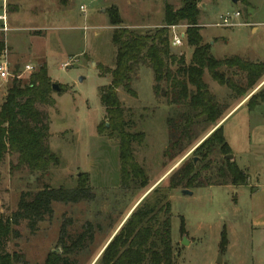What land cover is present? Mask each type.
<instances>
[{
  "label": "rangeland",
  "instance_id": "rangeland-1",
  "mask_svg": "<svg viewBox=\"0 0 264 264\" xmlns=\"http://www.w3.org/2000/svg\"><path fill=\"white\" fill-rule=\"evenodd\" d=\"M252 2L253 7L245 9L240 1L235 5L232 0H201L200 36L216 60L239 57L264 63V0ZM165 5L174 10L181 7L179 0H0V16L5 10L7 28L3 32L0 21V41L5 47L0 59L5 56L14 74L26 65L32 67V72L22 75V82L45 65L51 84L61 87L60 92L52 94L55 107L44 109L49 117L48 144L59 166H50L43 174L26 169L11 172L16 156L6 155L0 161V218L11 217L22 194L33 195L43 186L73 189L83 174L88 176L93 196L90 201L76 204L53 203L52 215L45 216L33 231L21 222L15 227L16 236L0 242V253L22 255V264H44L51 253L61 256L59 238L64 231L62 241L69 249L62 255L66 264H98L95 258L136 202L150 199L154 188L167 191L169 174L184 159H190L209 136L210 125L196 128L197 140L192 146L168 161L163 156L167 147L166 120L183 108L169 107L163 98L156 99L152 71L138 67L131 83L136 97L121 89L117 97L126 121L133 124L129 131L145 135L142 145L134 144L133 149L135 160L145 170L148 186L126 191L120 187L118 140L109 138L105 130L108 122L99 101V89L107 86L110 78L101 77L98 67L113 69L115 59L111 44L114 28L107 13L117 10L121 27L145 34L162 27ZM237 11L240 17L233 21L237 26H217L221 17ZM248 23L257 24L258 30L253 33ZM177 28L176 33L185 37V24ZM171 49L189 62L193 50L186 44V37L182 46ZM226 74L242 86L243 96L218 86L207 72L203 81L217 102L226 106L225 114L233 110L223 122V135L237 167L248 175V183L241 188H197L190 191L191 196L179 189L166 192L174 264H264V102L253 111L248 108L264 97V78L254 89L245 91L242 74L234 70ZM12 80H0V106ZM212 158L216 163L220 160L216 154ZM88 226L92 243L85 240L82 247L74 249L71 244ZM222 234L225 239L221 242Z\"/></svg>",
  "mask_w": 264,
  "mask_h": 264
},
{
  "label": "trees",
  "instance_id": "trees-1",
  "mask_svg": "<svg viewBox=\"0 0 264 264\" xmlns=\"http://www.w3.org/2000/svg\"><path fill=\"white\" fill-rule=\"evenodd\" d=\"M179 1L181 7L177 10L165 5L162 27L145 34L121 27L117 10L110 9L107 13L109 24L114 28L111 44L115 48V59L113 69L98 67L101 77L110 78L109 84L99 89V101L108 122L105 130L109 132V138L118 140L120 187L126 191L131 187L145 189L148 186L145 170L135 160L133 149L134 144L142 145L145 135L129 131L133 124L126 121L125 110L117 97L120 89L128 96L136 97L131 83L138 67L145 66L152 71V90L156 99L161 97L169 107L183 108L181 113L166 120L167 147L163 156L168 161H174L184 153V149L192 146L197 140L196 128L210 125L209 136L193 151L190 159H184L169 174L167 191L154 188L153 196L142 200L130 213L101 253L98 264H174L170 202L166 192L228 185L241 188L248 183V175L237 167L234 160L226 159L232 153L225 141L222 126L216 127L226 115V106L219 104L208 91L203 76L207 72L218 86L243 96L242 86L227 78L226 72L234 70L242 74L244 90L248 91L264 78V63H252L239 57L224 60L213 58L210 47L202 43L200 36L198 6L201 0ZM240 2L245 9L250 8L245 0ZM181 24L186 26V44L193 50L188 63L183 56L173 54L169 39L170 27ZM4 49L3 41H0V52ZM51 86L47 68L42 65L29 75L26 82L13 79L7 89L0 106V161L6 155L16 156V163L10 167L11 172L26 169L32 174H43L50 166H59V160L48 144L49 117L44 110L56 105ZM263 102L262 96L258 103L248 106L249 111ZM215 154L220 157L218 163L213 161ZM26 197L30 200H26ZM92 199L86 174L78 178L73 189L43 186L33 195L24 193L11 217L6 220L0 218V242L9 236H16L15 227L21 222H25L33 231L45 216L52 215L53 203L67 205ZM63 235L64 231L59 238L61 256L56 252L51 253L44 264H66L62 255L68 254L69 249L62 241ZM224 239L225 235L222 234L221 242ZM85 240L93 241L89 226L71 245L78 249L85 244ZM23 262L20 254L0 253V264Z\"/></svg>",
  "mask_w": 264,
  "mask_h": 264
},
{
  "label": "built area",
  "instance_id": "built-area-1",
  "mask_svg": "<svg viewBox=\"0 0 264 264\" xmlns=\"http://www.w3.org/2000/svg\"><path fill=\"white\" fill-rule=\"evenodd\" d=\"M81 10L84 11L83 7H81ZM5 13V14H4ZM240 14L239 12H235L232 16L231 15H225L220 18V24H217L218 27H224V28H233L237 26L238 24L233 22L235 19L239 18ZM0 21L2 22V31L5 32L7 30L6 28V12L3 11L2 15L0 16ZM178 26L170 27V31L172 34V37L170 39L171 47L172 48H178L182 46V40H184V34L183 33H176V30ZM0 59V80L7 82L12 79L20 80L23 74L32 72V67L26 65L22 69L18 70V73L14 74L11 71L10 64L5 58L4 55H1Z\"/></svg>",
  "mask_w": 264,
  "mask_h": 264
},
{
  "label": "crops",
  "instance_id": "crops-1",
  "mask_svg": "<svg viewBox=\"0 0 264 264\" xmlns=\"http://www.w3.org/2000/svg\"><path fill=\"white\" fill-rule=\"evenodd\" d=\"M245 1L250 5V8H251V6L253 7L254 4H253L252 0H245ZM254 8H255V10H256V6H255ZM253 11H254V9H253ZM237 12H238V11H237ZM250 19H251V17H250ZM248 25L251 27V31H252L253 33H255V32L258 30V26H257V24H255V26H254V25L248 23ZM243 103H244V102H242L241 104H243ZM241 104H239V105H241ZM239 105H238V106H239ZM238 106H237V107H238ZM237 107H236V108H237ZM232 111H233V110H232ZM232 111H231V112H232ZM231 112H230V113H231ZM230 113H229V114H230ZM229 114H226V116H225V117H224V118L218 123L217 127H218V126H223V122L227 119V117L229 116ZM167 175H168V174H167ZM167 175H166V176H167ZM254 192H255V190H254ZM140 202H141V198L136 202V204H135L134 207L132 208L131 212H132V211L138 206V204H139ZM131 212H130V213H131ZM128 216H129V215H128ZM128 216H127V217H128ZM127 217L125 218V220L127 219ZM125 220H124V221H125ZM124 221H123V222H124ZM123 222H122V224H123ZM100 254H101V252H100V253L98 254V256L95 258L94 262H97V261H98V259H99V257H100ZM94 262H93V263H94Z\"/></svg>",
  "mask_w": 264,
  "mask_h": 264
},
{
  "label": "water",
  "instance_id": "water-1",
  "mask_svg": "<svg viewBox=\"0 0 264 264\" xmlns=\"http://www.w3.org/2000/svg\"><path fill=\"white\" fill-rule=\"evenodd\" d=\"M239 1L240 0H232V3L236 5ZM51 89L55 93L56 92L58 93V92L61 91V88L58 85H56V84H52ZM106 128H108V124H106ZM226 159L229 160V161H233L234 160L232 155L226 156ZM195 162H196V159H194V163ZM182 194L183 195H188V196L192 195V193L190 191H187V190H182ZM218 263H220V256L218 257Z\"/></svg>",
  "mask_w": 264,
  "mask_h": 264
}]
</instances>
